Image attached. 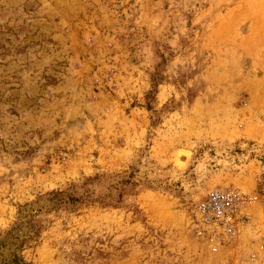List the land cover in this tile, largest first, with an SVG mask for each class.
Instances as JSON below:
<instances>
[{
	"label": "rangeland",
	"instance_id": "1",
	"mask_svg": "<svg viewBox=\"0 0 264 264\" xmlns=\"http://www.w3.org/2000/svg\"><path fill=\"white\" fill-rule=\"evenodd\" d=\"M0 264H264V0H0Z\"/></svg>",
	"mask_w": 264,
	"mask_h": 264
},
{
	"label": "built area",
	"instance_id": "2",
	"mask_svg": "<svg viewBox=\"0 0 264 264\" xmlns=\"http://www.w3.org/2000/svg\"><path fill=\"white\" fill-rule=\"evenodd\" d=\"M247 200L238 191L215 187L197 208V219L210 241L229 244L241 234L248 220Z\"/></svg>",
	"mask_w": 264,
	"mask_h": 264
},
{
	"label": "bare ground",
	"instance_id": "3",
	"mask_svg": "<svg viewBox=\"0 0 264 264\" xmlns=\"http://www.w3.org/2000/svg\"><path fill=\"white\" fill-rule=\"evenodd\" d=\"M179 155H181L180 157V162L182 164H185L186 160H187V155L185 153H179Z\"/></svg>",
	"mask_w": 264,
	"mask_h": 264
}]
</instances>
